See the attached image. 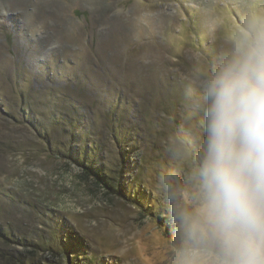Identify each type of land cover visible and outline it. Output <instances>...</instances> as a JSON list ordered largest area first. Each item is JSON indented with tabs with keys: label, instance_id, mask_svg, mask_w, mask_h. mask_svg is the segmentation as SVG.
<instances>
[{
	"label": "rangeland",
	"instance_id": "1",
	"mask_svg": "<svg viewBox=\"0 0 264 264\" xmlns=\"http://www.w3.org/2000/svg\"><path fill=\"white\" fill-rule=\"evenodd\" d=\"M264 0H0V264H201V114L214 70Z\"/></svg>",
	"mask_w": 264,
	"mask_h": 264
},
{
	"label": "clouds",
	"instance_id": "2",
	"mask_svg": "<svg viewBox=\"0 0 264 264\" xmlns=\"http://www.w3.org/2000/svg\"><path fill=\"white\" fill-rule=\"evenodd\" d=\"M237 15L214 70L197 54L200 67L183 76L186 107L201 114L204 135L199 218H180L217 264H264V12ZM184 264H201L198 253Z\"/></svg>",
	"mask_w": 264,
	"mask_h": 264
},
{
	"label": "trees",
	"instance_id": "3",
	"mask_svg": "<svg viewBox=\"0 0 264 264\" xmlns=\"http://www.w3.org/2000/svg\"><path fill=\"white\" fill-rule=\"evenodd\" d=\"M196 248H206V249H209V251L215 253L214 249L211 247L210 244L208 243H200L198 242V244L194 245Z\"/></svg>",
	"mask_w": 264,
	"mask_h": 264
}]
</instances>
